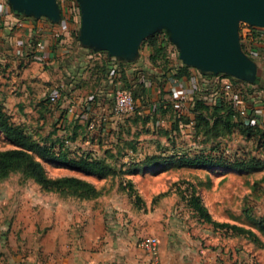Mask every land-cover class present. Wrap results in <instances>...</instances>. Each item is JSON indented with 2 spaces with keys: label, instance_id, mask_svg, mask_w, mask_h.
I'll return each mask as SVG.
<instances>
[{
  "label": "rangeland",
  "instance_id": "obj_1",
  "mask_svg": "<svg viewBox=\"0 0 264 264\" xmlns=\"http://www.w3.org/2000/svg\"><path fill=\"white\" fill-rule=\"evenodd\" d=\"M71 1L73 6L69 8L67 16L61 12V22L55 23L47 19L50 26L61 25L62 22L68 23L69 26H72L71 29H68L71 45L75 47L79 44V47L87 48L92 54L100 53L101 55L98 57L101 58L104 51H95L81 43L80 31L83 26V13L80 2L78 0ZM73 25H76V28H73ZM248 26L250 25L241 23L240 37ZM163 33L166 32L157 34ZM168 48L170 61L173 64H178L181 60L178 48L173 43ZM140 49L141 54L137 58L139 64L137 68L140 69L128 73L129 76L126 73L124 76L120 73L126 70L120 67L118 59L113 58L115 62H112L111 71H116L119 76L117 80L110 79L111 82L108 81V78H99V75L95 80L94 78L86 79L87 70L91 72L92 68L95 71L97 69L94 65H88L87 60L81 59L80 61L78 55L59 58L60 65L63 64L70 68V75L62 67L49 68L48 70V66L42 61L40 62L41 66L46 68L44 71L52 73L51 78L53 76L54 79H46V77L40 79L41 84L36 89L39 98L30 104L29 108L24 106L18 109V104L11 103L5 106L6 111L16 124L24 127L35 140L42 144L49 146L55 144L57 148L64 144L65 148L75 154L91 153L95 157L104 158L118 171H127L131 167L130 165L139 163L147 155L172 156L184 153L195 155L200 152L209 153L211 150H215V154L223 153L235 158H257L264 161L263 139L259 140L257 137V139H248L238 131L212 139L203 132H198L195 123L190 121L194 99L188 95V101L183 104V114H180L177 108L179 100L176 99L174 103L159 85L165 79L162 61L153 64L149 56L143 53L142 48ZM107 56L109 58L108 53ZM101 60L103 61L102 58ZM86 65L91 69L86 68ZM83 68L86 69L82 72ZM213 79L215 92L212 97H209V105L231 103L236 108L238 116L243 118L235 100L239 99V96L248 98V95L250 96L254 92L252 83L228 74H218ZM223 79L232 86L229 92L223 89V85H221L223 81H218ZM105 81L108 85L106 87L110 89L112 95L98 97V89L101 84L105 85ZM212 83L209 82V84ZM157 84L161 87L160 93L156 92L157 89L156 91L153 89ZM118 85L137 96L138 103L134 114L115 117L113 112L114 92ZM148 88L150 92H148ZM53 89L61 94V98L55 104H48L49 95L55 92H51ZM203 89L204 91H202L206 92V90H211V87L206 84ZM44 90L45 93H42ZM96 99L99 103L96 105L95 102V106L92 101ZM162 99L166 107L160 108L159 103ZM88 106L91 109L88 110ZM95 109L97 112L101 109L102 114L98 116ZM13 148L15 146L0 132V151ZM43 163L48 175L52 178L76 176L93 182L103 190L102 195L97 198L103 200L100 203L101 206L107 204L116 208L115 202L119 201L120 205L131 209L135 214L136 225L156 231L166 230L173 225V229L177 231L176 234L180 239L177 242L179 253L174 264H206L205 255L200 254L197 257L193 250L200 253L201 250L216 247L217 243L226 235L223 230L201 222L193 212L185 199V196L193 190L192 187L202 197L214 219L221 223H229L227 221L232 219L234 224L254 230L264 243V231L259 232L257 229L261 227L259 226L260 222L264 223L262 215L264 206L258 202V198L264 192V170L252 174L230 175L231 172L221 169L177 168L174 165L166 164L141 173L129 175L122 173L116 178L98 179L48 162ZM130 181L134 183L142 198L140 203H137L136 199L131 198L129 193L122 189V184L126 185ZM163 194L165 195L161 196ZM89 202L62 197L56 193H45L39 185L33 180L25 178L23 174H12L9 178L0 181V244H4L3 234L12 236L13 240L6 238L4 244L10 251L15 246L14 242L18 244L24 240L22 238L23 229L19 223L23 225L28 216L30 218L33 216L30 211L34 208V203L39 206L42 205L41 203L53 205L61 203L84 207ZM116 211L118 210L116 209ZM211 232L214 233L216 245H210L207 242V235ZM152 234L154 233L149 232L144 236ZM143 238L140 237L139 242ZM246 239L248 246L251 243L255 245L256 249L253 247L255 252L260 249L264 250V247H258L256 243ZM196 241H198L199 248L196 246ZM3 255L4 252L0 249V262L4 261Z\"/></svg>",
  "mask_w": 264,
  "mask_h": 264
},
{
  "label": "crops",
  "instance_id": "obj_2",
  "mask_svg": "<svg viewBox=\"0 0 264 264\" xmlns=\"http://www.w3.org/2000/svg\"><path fill=\"white\" fill-rule=\"evenodd\" d=\"M58 4L62 14L67 16L73 2L67 0L66 3H62L58 0ZM50 25L47 18L36 19L28 16L15 10L9 0H0V101L5 106L14 103L18 104V109L24 106L29 108L30 104L38 100L36 89L41 84L40 79L53 78V76L51 78L52 73L44 71L46 68L41 66L42 61L48 66V70L62 67L70 75V68L63 64L60 65V57L78 55L80 61L81 59L87 60L86 63L90 66L94 65L95 69L98 64H102L107 59V52H103L102 61L98 57L100 53L92 54L87 48L79 47V44L73 47L68 34V29L72 26L68 23L62 22L61 25L55 24L53 27ZM73 28H76V25H73ZM57 33L60 35L56 37ZM243 36L242 47L257 66V80L252 84L254 92L248 95V98L239 96L235 103L243 102V105H238L240 110L244 108L248 112V116L243 118L248 119L252 116L264 126V38L261 39L257 34L249 33L247 30L243 32ZM39 42L42 43L40 48L37 47ZM141 48L143 53L150 57L152 50L143 45ZM119 63L120 67L126 70L120 72L122 75L126 73L129 76L128 73L140 69L137 68L138 59L132 62L119 60ZM88 65L86 68L91 69ZM183 66L187 65L182 60L178 64L170 61L166 79H164V84L162 83L163 91L174 103L182 92L191 96V99L196 94H203L206 84L211 87V92H215L213 90L215 75H205L191 66H187L188 75L174 79L172 75H176L179 68ZM86 68H83L82 72ZM91 70L93 71L88 72L87 70L85 77L95 80L97 70L93 68ZM118 76L119 73L111 71L108 81L111 82L110 79L113 77L117 79ZM218 81H223L221 85L229 83L224 79ZM209 82L213 83L209 84ZM69 83L70 80L67 84ZM104 84V86L101 84L98 89V97L112 95L110 89L106 87L108 86L106 81ZM162 84L159 85L162 87ZM159 85L153 87L154 91L157 89V93L161 92ZM53 91L55 90L51 92ZM148 92H150L149 88ZM42 93H45V90ZM98 103L96 100V105ZM159 106L160 108L166 107L163 99ZM101 111L99 109L97 112L95 109L98 116L102 114ZM230 175H236V173L231 172ZM258 199L260 205L264 206V192ZM101 202L103 200H92L84 207L61 203L57 205L41 203L42 205L39 206L34 203V208L30 211L33 216L31 218L28 216L23 225L19 223L23 229L22 238L24 240L18 244L14 242L15 246L12 250L14 253L4 245L6 238L12 239V236L2 233L4 244H0V249L4 252L2 257L4 261L0 264H147L148 256L138 246V243L140 237L145 238L144 235L149 232L154 233L150 236H156L160 240L162 264L175 263L179 253L177 242L180 239L173 225L168 226L166 230L147 229L136 225L135 214L131 209L120 205L119 201L115 202L116 208L107 204L101 206ZM262 213L264 216V207ZM227 222L235 223L232 219ZM207 240L210 245H216L213 232L207 235ZM247 242L248 240L242 236L225 235L216 247L201 250L200 253L197 250L193 252L197 257L200 254L205 255L206 264H264V250L260 249L255 252L253 249V247L256 249L255 245L251 243L248 246ZM195 243L199 248L198 241Z\"/></svg>",
  "mask_w": 264,
  "mask_h": 264
},
{
  "label": "water",
  "instance_id": "obj_3",
  "mask_svg": "<svg viewBox=\"0 0 264 264\" xmlns=\"http://www.w3.org/2000/svg\"><path fill=\"white\" fill-rule=\"evenodd\" d=\"M36 19L61 22L58 0H9ZM81 43L132 62L151 36L166 32L187 66L205 75L228 74L249 83L257 66L241 45L240 26L264 28V0H78Z\"/></svg>",
  "mask_w": 264,
  "mask_h": 264
},
{
  "label": "trees",
  "instance_id": "obj_4",
  "mask_svg": "<svg viewBox=\"0 0 264 264\" xmlns=\"http://www.w3.org/2000/svg\"><path fill=\"white\" fill-rule=\"evenodd\" d=\"M247 28L252 27L248 26ZM241 39L243 41V34ZM143 46H147L152 50L149 59L153 64H158L162 61L163 77L166 79L170 63L169 44L161 38L160 34H156L149 37ZM112 62H114V59L107 58L102 64H98L95 74L99 75V78L107 79L111 75ZM121 66L123 65L121 64ZM188 74L189 68L183 66L172 77L175 79ZM112 79L117 80L114 77ZM241 83L246 84L245 82ZM141 86L144 89V85L142 84ZM162 89L164 90V85ZM212 93L211 90H206L203 94H196L193 98L190 121L195 123L198 132H203L206 136L217 139L231 134L233 131H238L248 139L257 137L259 140H264V127L258 119L250 116L248 119L244 118L246 119L244 120L238 116L236 108L231 103L210 106L208 102L209 97H212ZM134 97L136 99L137 96L135 95ZM96 100L92 101L93 105ZM180 117L182 118V116ZM0 132L15 146L13 149L0 151V181L9 178L12 174L20 173L25 178L33 180L45 193H56L62 197L74 198L80 201L97 199L102 195L103 190L99 189L93 182L76 176L52 178L48 175L43 162L98 179L116 178L122 173L126 175L141 173L166 164L174 165L177 168H212L240 174H252L264 170V161L261 159L235 158L223 153L215 154V150H211L209 153L200 152L195 155L188 153L174 154L172 156L161 154L147 155L139 163L130 165L131 167L127 171H118L104 158L95 157L91 153L75 154L70 149L65 148L64 144L57 148L55 144L49 146L35 140L24 127L13 121L2 101H0ZM122 189L127 191L131 198L136 199L137 203L142 201L133 182L130 181L126 185L122 184ZM192 189L185 196V199H187L189 206L201 222L223 230L226 236H242L256 243L258 247H264V243L254 230L236 224L221 223L214 219L208 207L204 204L202 197L195 188L192 187ZM259 226L261 227L257 228L258 231L263 232L264 223L260 222Z\"/></svg>",
  "mask_w": 264,
  "mask_h": 264
},
{
  "label": "built area",
  "instance_id": "obj_5",
  "mask_svg": "<svg viewBox=\"0 0 264 264\" xmlns=\"http://www.w3.org/2000/svg\"><path fill=\"white\" fill-rule=\"evenodd\" d=\"M62 3H66L67 0H61ZM73 6V5H72ZM71 12V10H70ZM69 13V11H68ZM252 27V26H251ZM247 31L249 33H254L257 34L259 38L263 39L264 38V28H259V27H252V28H247ZM60 33L56 34V37L59 36ZM161 38H163L169 45H171V42L169 40V36L167 33L160 34ZM42 43L39 42L37 44V47H41ZM231 84L225 83L223 85V89L227 92L230 91L231 89ZM61 98V94L57 91L51 93L48 97V104H55L58 102ZM114 115L117 117H122V116H129L135 113L136 108H137V101L134 97V94L128 90L125 89L121 86L118 85L117 89L114 92ZM179 102L177 103V108L180 114H183V107L184 103L188 101V94L185 92L180 93L179 98L177 99ZM217 100L219 98L217 97ZM238 105H243V102L240 101L237 103ZM87 109H91L90 106L87 107ZM241 114L244 116H248V112L242 108L241 109ZM249 118V117H248ZM264 127V126H263ZM139 246L146 252L148 256V263L147 264H162V258H161V244L160 240L156 236H148L143 238L139 242Z\"/></svg>",
  "mask_w": 264,
  "mask_h": 264
}]
</instances>
